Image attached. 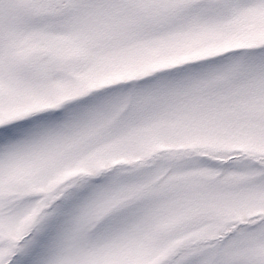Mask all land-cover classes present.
Instances as JSON below:
<instances>
[{"label": "snow or ice", "instance_id": "1", "mask_svg": "<svg viewBox=\"0 0 264 264\" xmlns=\"http://www.w3.org/2000/svg\"><path fill=\"white\" fill-rule=\"evenodd\" d=\"M0 264H264V0H0Z\"/></svg>", "mask_w": 264, "mask_h": 264}]
</instances>
